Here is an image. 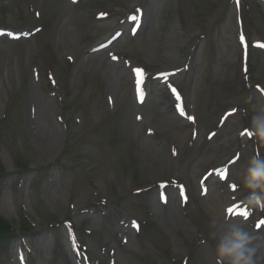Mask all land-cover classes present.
I'll return each instance as SVG.
<instances>
[{"label":"rangeland","instance_id":"374dc122","mask_svg":"<svg viewBox=\"0 0 264 264\" xmlns=\"http://www.w3.org/2000/svg\"><path fill=\"white\" fill-rule=\"evenodd\" d=\"M257 44L264 0H0V264H217V218L264 264Z\"/></svg>","mask_w":264,"mask_h":264},{"label":"clouds","instance_id":"9594fccd","mask_svg":"<svg viewBox=\"0 0 264 264\" xmlns=\"http://www.w3.org/2000/svg\"><path fill=\"white\" fill-rule=\"evenodd\" d=\"M251 99V98H249ZM249 132L258 143L264 144V107L256 109ZM243 185L248 190L245 206L264 211V156L254 155L243 172ZM210 235L216 241L217 264H259L255 237L238 223L213 219Z\"/></svg>","mask_w":264,"mask_h":264},{"label":"trees","instance_id":"16d2710c","mask_svg":"<svg viewBox=\"0 0 264 264\" xmlns=\"http://www.w3.org/2000/svg\"><path fill=\"white\" fill-rule=\"evenodd\" d=\"M27 169L28 168L26 166L25 170H23V171L26 172V171H28ZM10 176H12V175L10 173H8L5 170L4 166L0 163V188H1L2 185H4L5 183L8 182ZM52 227H55V226H52ZM58 227H59V224H58ZM56 228H57V225H56ZM24 231L28 232L29 229L25 228ZM17 237H18V235H16L11 230V227H10L9 223L6 222L3 219H0V252L4 251L7 248L8 245L12 244V242L14 240H16Z\"/></svg>","mask_w":264,"mask_h":264},{"label":"snow or ice","instance_id":"6c2138e0","mask_svg":"<svg viewBox=\"0 0 264 264\" xmlns=\"http://www.w3.org/2000/svg\"><path fill=\"white\" fill-rule=\"evenodd\" d=\"M237 2H239V0H237ZM241 42L244 43V38H243V37H241ZM256 46H258V47H264V44H257ZM114 59H115V57H114ZM134 72H135V74H136V76H137V78H138V79H137V85H140V84L142 83V73H143V70H142V69H135ZM172 92L176 95V99L179 100L180 97H179V95L176 93V90H175L174 88L172 89ZM180 112H181V115L184 114L182 108L180 109ZM188 119H189L190 121H192V122H195V121H194V117L189 116ZM242 134H243V133H242ZM212 135H215V133H212ZM209 138H211V136H210ZM231 187H232L233 189H235L236 186H235V185H232ZM179 195H180V198H181L182 200H186V196H185V194H184L183 192H180ZM161 199H162L165 203L167 202V197H166V195H163V194H162V195H161ZM227 211L231 213V212L233 211V209H232V208H228ZM261 224H264V221H261Z\"/></svg>","mask_w":264,"mask_h":264}]
</instances>
